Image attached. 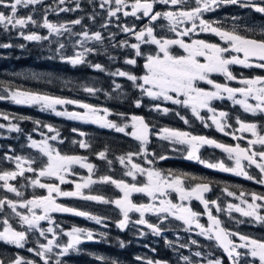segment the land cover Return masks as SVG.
I'll return each mask as SVG.
<instances>
[{
    "label": "snow or ice",
    "instance_id": "6c2138e0",
    "mask_svg": "<svg viewBox=\"0 0 264 264\" xmlns=\"http://www.w3.org/2000/svg\"><path fill=\"white\" fill-rule=\"evenodd\" d=\"M43 0H0V28L6 32L16 30L19 37L29 42H39L49 40V36L55 34L62 35L68 32L71 35L82 36V40L76 43L82 49L74 51L72 55H66L64 49L66 44L56 42L57 48L54 50L59 59L73 67L87 64L89 67L97 71L104 72L105 68L100 63H91L87 60L89 54H95L98 49L86 46V42L95 41L103 44L105 37L100 31L92 32L85 30L82 33H73L72 29L65 24L57 25L50 22L47 16L40 23L34 19L33 14L20 15L21 8H29V6L40 5ZM65 0H59V4L63 5ZM114 4V7L112 5ZM157 5L185 6L177 11H155ZM193 7H187V0H100V7L108 6L107 12L109 17H118V13L123 16L134 17L137 20L147 18V23L137 28L136 25H120L121 32L134 37L135 42L129 40H121L112 44L113 48H121L130 50V54L124 57L123 63L132 66V68L140 67L138 60H143L141 75H137L130 70H122L117 68L115 71L108 73L112 77H123L131 82V86L139 92V96L132 103L135 107L144 106V97L151 101L169 102L185 109H190L192 115L204 123L205 127H210L206 122L205 116L201 115V110L211 113L207 119L211 120V124L224 135H231L233 139H243L237 137L235 132H229L226 129L231 128V124L227 123L229 113L223 110L218 111L212 104L216 100H231L234 105H240L245 113H251L253 116L257 114L264 115V76H254L251 78H239L232 71L234 65L244 68L264 69V25L259 29L256 27H245L244 31L252 33V35H243L237 31V25H233L231 30L214 26L215 21H208L203 18L206 12L215 11L221 6L235 5L244 9H251L256 13L264 15V0H194ZM80 5L77 2L76 8H59L60 12L75 11ZM130 8V11L126 9ZM34 11V9H33ZM93 21L95 16L89 17ZM233 19H238L233 17ZM166 20L168 22L167 29L175 34L176 38L158 35L156 32L157 22ZM198 21V23H197ZM72 25H80L81 19L70 22ZM106 22L101 25L107 28ZM186 25L183 30H178V26ZM43 27L47 29L49 35H40L34 31H26L28 26ZM190 25V26H188ZM161 28L164 25H159ZM210 33L219 37L223 42L213 43L204 39H191L187 42L184 37H189L193 33ZM113 33L109 39H114ZM154 46L145 51L143 46ZM14 45L10 43H0V48H11ZM23 48L24 45H19ZM180 49L182 51H176ZM242 54V57L241 55ZM54 58V57H50ZM110 60H117L116 56H109ZM214 74L225 77L226 81H237L243 85L242 87H231L228 83H220L212 77ZM201 82L210 85V89L201 87ZM114 88L119 90L122 88L120 83L113 80ZM7 95L0 94V100H10L18 105H39L41 111H51L56 116H63L69 120L82 121L84 123L98 124L102 128L114 129L118 133L132 136L140 142V149L137 152H128L124 155L116 157L120 165L124 166L126 171L124 176L130 177L132 182L124 179H115L110 175H100L94 178L96 173V165L88 162V158L79 155H69L62 153L55 148L49 141H57L60 138V132L52 125L44 124L42 127L47 129L48 133L54 135H46L41 132L44 137L37 141L28 135L30 141L29 147L37 149L39 153L46 157V161L39 167H33L36 163L34 157H24L21 155L5 154L3 159L15 163V169L0 171V187L7 192L14 193L17 197L23 193L10 181H15L21 177L28 181V186L46 190V195H34L31 199L12 200L7 197L0 198V213H4L5 209H10V214L18 218L21 228L25 230H17L9 222L8 215L0 218V241L5 244L15 245L17 248L24 249L28 242L29 233L38 232L39 237H43L47 242L41 243L36 240L38 247L27 248V251L33 253L43 261V264H49L53 256L56 257L54 264H65L60 257H67L70 252L80 251V245L85 242L96 241L99 236L102 242H108V233H95L91 229L73 226L70 230H64L60 224L56 223L52 214L64 213L76 217H83L93 221L97 225L108 228L107 221L115 224V227L121 231L135 228L140 235H145L140 231L138 226H145L154 235H161L167 229L162 227L169 217L182 221L187 225L184 231H191L194 225L199 229L198 235L205 237L209 241H215L226 254L230 264H264V239L243 234L239 231H233L223 225V221L213 215L212 206L217 212L226 211L231 217L232 212L239 213L247 219H235L236 224L246 222L256 223L264 227V194L251 192L246 194L241 191L239 196L232 191H228L227 195L235 197L240 201L238 204L228 203L226 209H222L217 200H209L207 193L212 191L210 183L201 182L188 186L185 184L187 179H196L189 177L188 174H176L172 171L164 172L156 167H144L140 163L134 162V157L143 156L148 165H153L155 160L168 159L166 155H157L154 151L148 152L147 145L150 143L149 136L156 135L162 140L169 141L173 151H178L176 145L187 146L186 159L196 161L209 169H217L222 172L232 173L236 176H243L248 180H254L256 183L264 185V126L258 125L256 122H247L237 116L236 123L239 125V132L250 133L253 139L247 140V146H241L237 143L234 146L226 145L218 142L213 138L203 135L193 134L189 131L172 129L164 127L154 132L149 122L144 117L138 115L131 116V132H126L129 124L120 125L112 120L107 119L110 115L108 108H97L91 104L84 103L75 99H67L38 92L27 90H11L4 89ZM84 91L90 95H95L101 89L96 87H84ZM237 96L241 97L237 99ZM249 99L255 103H249ZM77 105L83 112L68 111L67 109L60 111L58 105ZM153 111L161 112L164 115L174 112L184 124H189V120L180 112L174 109L163 107L162 104L156 103L150 105ZM103 115H100V112ZM117 115L124 116L123 113ZM0 117L9 123L5 125L0 123V129L7 128L8 132L21 133L22 128L18 123H12L9 114L0 113ZM16 120H26L28 117H12ZM40 125V121H35ZM37 129H33L36 131ZM81 137L86 134L78 129H73ZM63 143V139H59ZM74 144L82 149L91 147L90 143L84 139L74 140ZM259 145V150L256 146ZM204 146H211L221 149L227 154L228 159L234 161V166H228L224 161L212 162L203 159L198 153ZM108 149L96 153L97 158L105 160L109 166L113 164V160L108 158ZM151 155L154 159H147ZM244 161L247 164L243 163ZM27 165V166H25ZM78 165L80 168L87 170V176H81L79 181L69 180L68 176H78L74 167ZM255 166L259 169L260 178L257 179L247 171L248 167ZM33 173V177L25 176V173ZM143 177L144 179H138ZM42 178H46L52 182H43ZM66 183L74 184L72 190H64L61 185ZM96 184H110L119 190L122 195L116 198H109L102 194H93L92 187ZM24 187V185H21ZM88 190V191H85ZM175 193L179 199V203L174 202L172 194ZM135 194L148 197L151 202H137L133 199ZM250 196V200L245 197ZM58 198L79 199L87 202H95L106 206H114L118 210L119 218L112 220L110 216H101L93 214L87 210L77 208L75 206L66 205L58 202ZM192 200L198 201L203 205L204 213L209 221L208 226L200 222V217L204 213L195 211L190 203ZM242 205H244L242 207ZM19 209H25L21 212ZM132 214H138L135 218ZM146 214H152L157 218V222H152L146 218ZM46 221L49 225L47 228L41 227V222ZM59 229V232L57 231ZM51 234V238H48ZM59 235L67 237L64 243L59 240ZM236 238V239H234ZM237 239L239 242H237ZM99 242V241H96ZM172 246V242H168ZM198 242L191 240V244ZM119 246L125 247L126 242L119 240ZM188 245L180 244V248ZM54 249H59L54 252ZM155 251V249H153ZM195 257H202L201 251L193 253ZM96 260L105 262V264H119L117 260L108 262L104 256H96ZM136 260L143 258L137 256ZM179 260L184 264H198L192 260L190 256L181 254ZM0 264H37V261L28 259L19 254L11 258L0 257ZM146 264H168L167 261L147 259ZM207 264H223V260L216 258L209 259Z\"/></svg>",
    "mask_w": 264,
    "mask_h": 264
},
{
    "label": "trees",
    "instance_id": "16d2710c",
    "mask_svg": "<svg viewBox=\"0 0 264 264\" xmlns=\"http://www.w3.org/2000/svg\"><path fill=\"white\" fill-rule=\"evenodd\" d=\"M12 45H14L11 49L8 50H2L0 49V55L3 53H12L13 55L11 58H1L0 57V91L2 89H10V90H27L32 92H38L41 94H47L67 99H75V100H88L92 102L93 100L89 99L88 97H85L83 95V87H78L76 90L75 86L71 87H62L64 90H67L69 92L61 91L59 88L60 85L55 88L53 87H46L44 84L37 82V80H40V75L43 73L45 77L50 78L54 77L56 79H62L67 82H71V80L78 78L80 82H86L88 84H94L96 88H100L101 90H104V88H107L110 91L111 82L112 79L109 80L106 77H104V73L96 71L87 74L82 69H75V67L71 66L68 63H62L59 61L58 56L55 54V52H51L46 45L42 43L37 42H28L23 39H12L10 41ZM46 43V41H44ZM19 45H24L23 48L19 47ZM47 49V50H46ZM118 57L117 60H115L112 63V67H119L124 66V55L119 51V53L116 55ZM54 57V58H50ZM104 60V59H103ZM102 60H94V63H98ZM102 65L111 68V65L105 60ZM79 67H85L83 65H80ZM128 70V69H127ZM131 70V69H129ZM33 76L37 80L31 79L30 81L24 80V76ZM90 78H87V77ZM82 78V81L80 80ZM86 78V79H85ZM125 82L123 84V89L120 91L122 93H119L121 95L126 94V92H131L134 94V97H130L131 95H127L124 99L122 98H116L112 106V111L123 114H143L149 123H152V121L148 118V116L140 109H134L132 107H135L132 101L138 97V92L133 89V87L127 82V80H121V83ZM73 83V82H72ZM101 83L103 85H101ZM69 84V83H68ZM75 84V83H74ZM73 84V85H74ZM79 85V82H77ZM45 86V87H44ZM70 89V90H69ZM133 90V91H132ZM126 91V92H125ZM76 96L79 98H76ZM103 95L100 96V99H95L94 102H103ZM0 113H6L9 114L11 122L12 123H18L20 127L22 128L21 133H15L10 132L9 134H3L0 135V171L4 170H13L15 169V163L10 162L8 160L3 159L4 155L7 153L9 155H21V156H29L34 157L36 159V163L33 164V167H39L43 162L46 161V157H43L41 154L40 156H36L33 151L30 150L31 147L28 145L30 144V141L28 140V135H31L33 139H39L41 138V132L46 133L50 135L51 133L47 132V129L42 127L44 124L52 125L54 126L59 132H60V138L63 139V143H57L56 148L60 150L62 153L69 154V155H79L84 156L88 158V162L93 163L96 165V173L98 172V176L100 175H110L113 177L118 176V174H122L120 169V164L116 160L117 156L124 155L128 152H137L140 149V142L135 139H130L123 133H118L114 129H108V128H101L100 126L95 125H86L84 133L87 135V141L90 143L91 147L88 149H82L78 146V144H74L73 141L76 140L78 134L77 132H73V129H76L77 127H80L81 124L74 120H69L66 117L63 116H56L51 111H41L40 107L38 105H32V106H24V105H11L5 102H2L0 100ZM28 117L29 119L26 120H16L12 119V117ZM115 114H113V118H115ZM124 117V116H122ZM125 118V117H124ZM126 119V118H125ZM161 122L165 125H169V120L166 116L161 117ZM172 120V118H170ZM35 121H40L41 124L37 125ZM175 122H179L178 119H175ZM0 123L7 124L8 121H5L0 117ZM181 123V122H180ZM156 126V125H155ZM33 129H37L36 131H33ZM0 132L4 133L6 132L4 129H0ZM160 146L162 145L159 144ZM158 146V145H157ZM105 148L108 149V158L113 160V164L109 166L105 160H100L97 158L96 153L99 151L105 150ZM166 151V149H165ZM149 153H152L153 150L149 149ZM170 150L166 152H162L157 148V152H155L157 155H163V154H169ZM151 156V155H150ZM168 159H165L163 161H158L157 166L158 169L163 170L164 172H168L169 170L176 173V174H182L186 173L189 177H200V174H196L197 170L195 168L188 169L191 166L188 160L185 158L181 159H170L169 155H166ZM153 158V157H151ZM154 159V158H153ZM157 162V160H156ZM197 165V164H196ZM27 166V165H25ZM76 167L75 172L80 173L81 169L79 166H73ZM95 173V174H96ZM25 176H34L33 173H25ZM207 178L206 175H203ZM75 176H68L69 180H73ZM115 179H121L119 177H113ZM44 179V178H43ZM208 179V178H207ZM21 180L23 182H21ZM196 180V179H194ZM193 179H187L186 181H194ZM27 180L23 178H18L17 183H21L23 185ZM45 182H52L46 179ZM225 182V180H224ZM238 190L241 191H251L253 189H258L248 183H244L241 181H237ZM229 188H231V185H226ZM61 187L64 190L71 189L73 186L70 183H66L64 185H61ZM43 189L42 191H44ZM98 190H101L103 193V189L98 188ZM109 190V189H107ZM42 191H39V195H44ZM97 193V192H96ZM104 194V193H103ZM102 194V195H103ZM5 196H11L13 198V195H6L3 191H1L0 188V198H3ZM33 194H31V190L26 195H23L24 198H30ZM111 198V196L109 195ZM14 199H17L14 197ZM73 205H81L78 202H73ZM72 205V206H73ZM94 208V207H93ZM112 220H116L119 217H116V213H112L111 215ZM57 218H60L58 221H64L66 223H71L73 225H80L82 223H85L87 225V219H83L81 217L76 216H69L68 214H57ZM175 225L182 224L181 221L174 220ZM14 227L15 221L13 222ZM90 227H93V230H95V233L100 232H107L108 235V242H102L100 237H96V241L92 242H85L82 245H80V251L78 252H70L69 255L66 258L65 264H105V262H101L96 260V256H104L107 258L108 262L111 260H117L119 264H146L147 259L152 260H161V261H167L168 264H182V261L179 260V256L181 254L190 256L194 259L195 257L193 255V251H186V250H179V246L176 244L178 243V238H175L176 240L172 242V246H169L168 241H166L164 238H143L139 239L137 236V233L139 232L135 228H130L125 231H121L115 227V224L110 221V225L108 228H103L100 225L94 224ZM251 225L249 223H243V226L241 229L244 230H250ZM17 228V227H16ZM264 234V230L258 231L259 234ZM186 234V233H185ZM187 236V234H186ZM177 237H181L180 235ZM183 237V236H182ZM119 240H123L126 242L125 247L119 246ZM184 241H187V237H185ZM155 249V251H153ZM26 253V252H25ZM24 251L19 250L18 248H15L14 246L8 245L0 246V257H6L11 258L15 255L19 254L21 256L26 255ZM139 256L143 259L138 261L135 258ZM39 263V260H37ZM224 264H228L226 258H224Z\"/></svg>",
    "mask_w": 264,
    "mask_h": 264
},
{
    "label": "rangeland",
    "instance_id": "374dc122",
    "mask_svg": "<svg viewBox=\"0 0 264 264\" xmlns=\"http://www.w3.org/2000/svg\"><path fill=\"white\" fill-rule=\"evenodd\" d=\"M71 1V2H70ZM60 8H72V9H75L76 8V6H74V4L72 3V0H65V3L60 7ZM27 9V11L26 12H24V9H20V12H19V14L20 15H27V14H33V16H34V19H36L37 21H39V11H38V5H35V6H30V11H29V9L28 8H26ZM33 9H34V11H33ZM54 10H55V13L58 15V20H54V19H49V21L50 22H52V23H55V24H57V25H60V24H65L66 26H68V27H70L71 29H72V32L73 33H76V30L74 29V28H72V24L69 22L70 21V19H67V17H70L71 15H73V13L74 14H76L75 13V11H67V12H62V17L63 18H59V16H60V14L56 11V7L54 8ZM59 10V9H58ZM78 13V12H77ZM40 23H42L43 22V19H41L40 21H39ZM14 31V34L12 35V36H9V39L7 40H1L0 39V43H10V44H12L11 42H10V40L11 39H22L21 37H19V35L17 34V31L16 30H13ZM26 31H34V32H37L38 34H40V35H49L48 34V31H47V29H45V28H43V27H35V26H32V25H29L28 26V29H26ZM94 31L96 32V31H98V29H94ZM113 33H117L116 32V30L113 28V31H112V33H111V35L113 34ZM72 38V39H71ZM83 39V37L82 36H79V35H71V34H69L68 32H63V30H62V35H59V36H57V35H55V34H53V35H51V36H49V40H45L46 41V43H44V41H39V42H37V43H42V44H44V45H46V47L49 49V50H51V52L53 53V52H55L54 50L57 48V46H58V44L56 43V42H63V43H65L66 44V48L64 49V53L66 54V55H72L73 54V52L74 51H81L82 49L80 48V46L76 43L78 40H82ZM75 40V41H74ZM114 39H111L110 40V42L111 43H109V44H105V46H107V47H109V49L108 50H102V49H100L99 48V45H102V44H100V43H98V42H95V41H89V42H86V46H88V47H92L93 45V47L94 48H96V49H98V54L96 53L95 55H94V60H102V61H100V62H98V63H103L106 59V61L111 65V68L112 69H109L108 67H106V66H104V68H105V71L104 72H102V73H104L103 75H104V77H106L107 79H109V80H111L112 79V82H111V87L109 88L110 89V91L107 89V88H104V90H101V91H99V92H97L95 95H90V94H88L87 92H85L84 91V87H95V86H93L94 84H88V83H86V82H83L82 80V82H80L79 81V85L74 81V79L73 80H71V82H67V81H64V80H62V79H56V78H54V77H50V78H47V77H45L44 76V74L42 73L41 75H40V77H41V79L40 80H37L36 78H34L32 75L31 76H29V77H27L26 75L24 76V80H27V81H30L31 79H34V80H37V82H39V83H42V84H44L46 87H53V86H55V88L56 87H58L59 85L61 86L59 89L61 90V91H64V92H69L68 91V89L67 90H64L62 87H69V85H71V87H73V86H75V87H73V88H75V90L78 88V87H83V95L85 96V97H88L89 99H91V100H93L92 102H90V101H88V100H82V99H79L77 96H76V98H78L79 100L78 101H81V102H84V103H88V104H91V105H93V106H95V107H97V108H100V109H103V108H108L109 109V112H110V115L107 117V119H109V120H112V121H114V122H116V123H118V124H120V125H123V124H125V123H127V124H129V127L128 128H126V132H131L132 131V129H131V127H130V125H131V118H130V115L131 114H128V115H124V117L126 118H124V117H122V116H120V115H117V113L116 112H113L112 111V106H113V103H114V101L116 100L115 99V97L116 98H122V99H124L127 95H131L130 97H134V94L133 93H131V92H126V94H124V95H121V94H119V93H122L120 90L121 89H123V84L125 83V82H122L121 83V80H126V78H123V77H112L111 75H109L108 73H110V72H112V71H115L117 68H120V69H122V70H129V69H131L130 71H133V72H135L137 75H141L142 74V72L140 71V69H138L137 71L135 70V68H132V66H129V65H124V66H119V67H117V68H115V67H112L113 65H112V63L114 62L113 60H110L109 59V56H116L118 53H119V51L120 52H124V50L125 49H121V48H113L112 47V44L114 43ZM29 42V41H28ZM94 43V44H93ZM77 45H78V47H77ZM98 45V46H97ZM107 47L106 48H104V49H107ZM12 48V47H11ZM10 48V49H11ZM1 49V51L2 50H8L9 48H0ZM47 50V49H46ZM13 54L12 53H3V54H1L0 55V57L1 58H11V56H12ZM90 55V54H89ZM117 57V56H116ZM58 59H59V57H58ZM104 59V60H103ZM59 61L60 62H62V63H65V62H63V61H61L60 59H59ZM66 64V63H65ZM95 64V63H94ZM94 69V68H93ZM95 70V69H94ZM97 71V70H96ZM87 78H90L89 76L87 77ZM86 79V78H85ZM113 80H115L117 83H120L121 85H122V88L121 89H119V90H117V89H115L114 88V84H113ZM31 82V81H30ZM73 82V83H72ZM127 82H129V84L131 85V82L130 81H127ZM69 83V84H68ZM75 83V84H74ZM74 84V85H73ZM101 85H103L102 83H101ZM44 86V87H45ZM100 89V88H99ZM134 89V88H133ZM9 91H11L10 89H8ZM70 90V89H69ZM135 90V89H134ZM133 91V90H132ZM135 91H137V90H135ZM138 92V91H137ZM0 94H2V95H7V93L4 91V89H2V91H0ZM101 95H103V102H94V98L95 99H100V96ZM140 94H139V92H138V96H139ZM241 97H239L238 96V99H240ZM144 99H149V98H147V97H144ZM2 102H5V103H8V104H11V105H18V104H15V103H13V102H11L10 100H1ZM151 100H149V101H147V102H145V100L143 101L144 102V106H142V107H140V108H137V107H132V108H134V109H140V110H142L147 116H148V118L152 121V125H153V127L155 128L153 131L154 132H156V131H159L160 129H162V128H164V127H168L167 125H165V124H163L161 121V117H164V116H166L167 117V119L169 118V116L173 113V112H170L169 114H167V115H164V114H162L161 112H157V111H153L151 108H150V105H152V103L150 102ZM167 103L169 104V102H162L161 101V103L160 104H162V106L163 107H168V108H171V109H173L174 107H169L168 105H167ZM249 103H255V102H252L251 101V99H249ZM24 106H28V105H24ZM39 106V105H38ZM176 108H175V111H178V112H180L181 113V108L182 107H180V106H175ZM57 109L58 110H60V111H63V110H65V109H67L68 111H70V112H72V111H75V112H83L84 110L83 109H80L77 105H71V104H69V105H58L57 106ZM217 109V108H216ZM186 110H188L189 112H190V114H191V117L193 118V120L194 121H196V122H200V120H198V119H196L193 115H192V113H191V110L190 109H186ZM243 110V109H242ZM243 113H245V112H243ZM113 114H115V118H113ZM182 114V113H181ZM100 115H103V112L101 111L100 112ZM202 116H203V113H202ZM240 117V116H239ZM176 118H178L179 119V117H177L176 116ZM68 119V118H67ZM180 120V119H179ZM74 121H76V120H74ZM181 121V123H184L182 120H180ZM76 122H78L79 124H81L80 125V127H77L76 129H78L79 131H82V132H84L85 131V127L84 126H86V125H95V126H99L98 124H92V123H84V122H82V121H76ZM8 124V123H7ZM7 124H5V125H7ZM190 124H192V123H189V124H187V125H190ZM156 125V126H155ZM187 127V126H186ZM183 128V129H178V130H185V131H189V130H187V128ZM102 128V127H101ZM169 128H172V129H176V128H173V127H169ZM6 132H4V133H2V132H0V135H3V134H9L10 132H8L7 131V128H5L4 129ZM46 134V133H45ZM55 133H51L50 135H54ZM78 134V133H77ZM124 134V133H123ZM46 135H48V134H46ZM125 135V134H124ZM127 137H129L130 139H134L132 136H130V135H126ZM152 139L150 140V143L147 145V149H148V151H149V149H152L154 152H157V148L159 149V150H161L162 152H166V151H168V150H170V152H169V154H163V155H169V158L170 159H173V160H176V159H181V158H185L186 157V151L184 150L187 146H181V145H176L175 147L176 148H178L179 150L178 151H173L172 150V148H173V145L169 142V141H166V140H162V139H160L159 137H157L156 135H152ZM44 137L41 135V138H39V139H35V140H37V141H40V140H42ZM81 139H84V140H86L87 141V135H85L84 137H81L79 134H78V136H77V138H76V141H79V140H81ZM49 143L50 144H52L55 148H56V144L57 143H60L59 142V139L57 140V141H49ZM162 143V145L160 146L159 144H161ZM140 145V144H139ZM158 145V146H157ZM259 146V145H258ZM58 149V148H57ZM165 149H166V151H165ZM30 150L31 151H33L34 153H38V154H34V155H36V156H40L39 154V151L37 150V149H33V148H30ZM199 154V153H198ZM24 157H29V156H24ZM152 156H148L147 157V159H153V158H151ZM134 159V162H137V163H140L142 166H144V167H156V168H158V166H157V163H158V161H163V160H157V162H156V160H155V162H154V164L153 165H148V164H146V162H145V158L143 157V156H136V157H134L133 158ZM186 159V158H185ZM194 161V160H193ZM198 163V162H197ZM78 166V165H77ZM120 167V169H122L121 170V173L122 174H118V176H114L113 175V177H119V178H121V179H124V180H126V181H129V182H132L131 181V178L130 177H127V176H124V172L126 171V169H125V167L124 166H122V165H120L119 166ZM74 169H76V167H74ZM81 169V172L79 173V175L78 176H75L74 177V179L73 180H76V181H79V179H80V177L81 176H87L88 175V173H87V170L86 169H84V168H80ZM163 171V170H162ZM98 172L99 171H97V173L95 174V176H94V178H96V177H99L97 174H98ZM27 173V172H26ZM258 173L260 174V172L258 171ZM28 177H32V176H28ZM18 178H20V177H18ZM17 178V179H18ZM17 179L15 180V181H10V183H12V184H14L22 193H23V195H26L27 196V193L31 190V194H33V196L34 195H36V196H38V193H39V191H42L43 189H40V188H33V187H31V186H28V181H26L23 185H24V187H21V183L19 182V183H17ZM138 179H144L143 177H138ZM257 179H259V178H257ZM42 181L43 182H45L46 181V178H42ZM250 181H252V180H250ZM254 181V180H253ZM21 182H23L22 180H21ZM255 182V181H254ZM0 183H2V182H0ZM186 184V183H185ZM192 185H194V184H192ZM72 188L71 189H68V190H72L73 188H74V184H72ZM1 188V191H3L4 192V194H8V195H13V198H12V200H17V201H20V200H26V199H31L32 197H30V198H24L23 197V195L22 196H20V197H17L14 193H10V192H7L4 188H2V187H0ZM98 188H101V189H103V193L101 192V190H98L97 191V189ZM256 188H258V189H253V190H251V191H243V192H245L246 194H248V193H251V192H256V193H259V194H264V185H262V184H256ZM107 189H109V190H107ZM85 191H88V190H85ZM92 192H93V194H103L104 196H106V197H109V195L111 196V198H116V197H118V196H120V195H122V193H120L119 192V190L118 189H116L114 186H112V185H110V184H96V185H94L93 187H92V190H91ZM43 193H44V195H46V190H44V191H42ZM97 192V193H96ZM240 194V193H239ZM239 194H236V196H239ZM176 195V194H175ZM221 196V198H222V200H218L217 202H218V204L219 205H221L222 204V202H220V201H223V205L224 206H227V204L228 203H233V204H238V203H240V201L239 200H237L235 197H230V196H228L227 195V192L224 190L223 191V193L220 195ZM14 197L15 198H17V199H14ZM110 198V197H109ZM145 198H147V199H145ZM246 199H251L250 198V196H247L246 195V197H245ZM133 199L135 200V199H137L139 202H144V203H150L151 202V200L148 198V197H145V196H143V195H140V194H135L134 196H133ZM176 203H178V201H179V199H178V197L176 196V198H174L173 199ZM58 202H60V203H63V204H66V205H73V202H78V203H80L81 205H73V206H75V207H77V208H80V209H83V210H87V211H89V212H91V213H93V214H96V215H101V216H110L112 213H116V217H119V215H118V210H116L115 208H114V206H104V205H102V204H98V203H95V202H87V201H83V200H79V199H70V198H58ZM244 205H242V207H243ZM94 207V208H93ZM195 207H197L196 205H194L193 204V206H192V208L194 209ZM10 209H8L7 210V212H8V214H9V220H11L12 221V225H13V227H14V224H13V222L15 221V226L17 227H15L17 230H25L24 228H21V225H20V223H19V220H18V218L17 217H15L14 215H12V214H10ZM19 211H21V212H26V210L25 209H19ZM57 214H64V213H53L52 214V216H53V218H54V220L56 221V223H58V224H60V226L64 229V230H70L73 226H78V227H83V228H87V229H91V230H93V227H90V226H92V225H94L95 223L93 222V221H90V220H87V225L85 224V223H82L81 225L82 226H80V225H73V224H71V223H66V222H64V221H58L60 218H57ZM262 214H264V210H262ZM69 216H72L73 217V215H70V214H68ZM111 217V216H110ZM231 217H234L235 219H247V218H244V217H242L239 213H236V212H232L231 213ZM231 217H229V219L227 220V221H225V223L227 224V223H229V225H233L234 227L233 228H230L231 230H233V231H239V232H241V233H243L242 232V230H241V227L243 226V224H236L234 221V219H232ZM0 218H1V213H0ZM81 218H83V217H81ZM135 218V217H134ZM147 218L149 219V220H151L152 222H157V218L154 216V215H152V214H147ZM83 219H85V218H83ZM86 220V219H85ZM175 219L174 218H172V217H169V220L168 221H166L165 223H164V225L162 226V227H164L165 229H167V230H165V231H163L162 233H161V235H159V236H157V235H154V234H152V232L149 230V229H147L145 226H138L139 227V229H140V231H142V232H144L145 233V235H140V234H138L137 233V236L136 237H138L139 239H143V238H146V239H148V238H164L166 241H168V242H174L176 239L175 238H178V243L176 244L177 246H179L180 244H185V245H188L187 247H185V248H180V247H178L179 248V250H186V251H193V250H195V251H193V252H196V251H201L202 253H203V255H202V257H197L196 259H194V258H192V260L193 261H195V262H198V264H207V261L209 260V259H211V260H214V259H216V258H220V259H222L223 260V264H224V257H223V255H221L222 254V252H221V250L219 249V247L215 244V243H213L212 241H209V240H207L205 237H203V236H200V235H198V232H199V229H195L194 231H195V233H196V235H194L193 234V230L192 229H194V228H192L191 229V231H184V229L186 228V227H188L187 225H184L183 224V222H182V224H178V225H175V223H177V222H175L174 221ZM246 223H249V225H251V227H250V230H249V232L247 233V235H249V236H252V237H255V238H257V239H264V234H263V232H262V234H259L258 233V231H262V229L264 230V227H262L261 225H259V224H256V223H250V222H246ZM49 226H53V227H55V225H49L48 224V222H46V221H42L41 222V227H43V228H47V227H49ZM101 227H103L102 225H100ZM0 227H2V225H0ZM104 228V227H103ZM57 231L59 232V229H57ZM94 232H95V230H93ZM187 234V236H186V234ZM244 234V233H243ZM29 235V239H28V242L25 244V248L24 249H21L22 251L24 250V253L26 254V255H24L23 257H26V258H28V259H32V260H35V261H37V260H39V263L37 262V264H43V261L42 260H40V258L39 257H37V256H35L33 253H30V252H28L27 251V248H36V247H38V245L36 244V240L37 239H39V241L41 242V243H46L47 241L43 238V237H39V234H38V232H35V230H33V232H31V233H29L28 234ZM181 236V237H177V236ZM183 236V237H182ZM185 237H187V241H184V239H185ZM48 238H51V234H48ZM59 240H60V242L61 243H64L66 240H67V237H65V236H63V235H59ZM191 240H196L198 243L197 244H195V245H193V244H191ZM237 242H239L238 241V239H237ZM13 246H15V245H13ZM59 251V249H54V252H58ZM55 259H56V257L55 256H53V258H52V260H50V262H49V264H54V261H55ZM60 259L62 260V261H64L65 263H66V258L65 257H60ZM182 264H184V262L182 261Z\"/></svg>",
    "mask_w": 264,
    "mask_h": 264
},
{
    "label": "flooded vegetation",
    "instance_id": "af4514ba",
    "mask_svg": "<svg viewBox=\"0 0 264 264\" xmlns=\"http://www.w3.org/2000/svg\"><path fill=\"white\" fill-rule=\"evenodd\" d=\"M77 2L80 5L79 9L75 10L76 14L73 13V15H71L70 17H67V19H70L69 22L74 21L76 19H81L80 25H73L72 26V28H74L76 30V33H82L83 31L87 30L91 34L92 32H95L94 29H98V31H100L103 34V36L105 37L103 44L99 45V48L102 50H108L109 49V47L105 46V44L111 43L109 37L111 36L113 28L117 32V33H115L116 35L114 37V40H115L114 43L121 41V40H126V39L129 40L130 42H135L134 37H131L128 34L121 32L120 25H129V26L136 25L137 28H139V27H142L143 24L147 23V18H145L143 20H137L131 16L125 17V16H123L122 13L117 14L119 17L118 19H117V17H109L108 12H107L108 6H105V8H101L99 6L100 0H72V3L74 4V6H76ZM129 3H131V0H129ZM61 6L62 5L59 4V0H43V3L38 5V11L40 13L39 14V17H40L39 21L41 19H43L45 17V15L47 16L48 20L49 19L58 20V15L55 13V10H54L55 7H56V11L60 14L59 18L60 19L63 18L62 12H60L58 10ZM193 6H195L194 0H187V7H193ZM112 7H114V4L112 5ZM182 7H185V6L173 7L170 5H157L155 8V11H161V12L166 11V10L177 11ZM29 8H30V6H29ZM21 9H24V12L27 11L26 8H21ZM126 10L130 11L131 9L128 8ZM29 11H30V9H29ZM91 16H95L94 21L89 18ZM233 17H237L238 19H233ZM203 18L208 20V21H215L216 24L214 26L222 27L223 29H226V30H231L233 28V25H237L238 26L237 31H239L243 35H252V33H248V32L244 31L245 27H256L257 29H259V27L261 25H264V15L256 13L251 9H244V8H240V7L235 6V5L221 6V7L217 8L215 11L206 12L203 14ZM109 21H110V23H108L107 28L101 27L102 24L109 22ZM197 23H198V21H197ZM167 24H168V22L166 20L158 21L157 22V28H156L157 34L158 35H164V36L171 37V38H176L174 33L168 31ZM159 25H164L165 27L161 28ZM185 26L186 25H184V24L179 25L178 30H183V28ZM188 26H190V25H188ZM13 34H14L13 30H11L10 32H6L2 28H0V39L1 40H6V39L8 40L9 36H12ZM184 39L187 42H190L191 39H204V40L209 41V42L223 44V42L219 40V37H216L215 35H212L210 33H201L199 31H197V33L191 34L189 37H184ZM77 47H78V45H77ZM106 47H107V49H104ZM152 47H154V46H150V45L143 46L145 51H148ZM176 51H182V50L176 49ZM121 53L124 56H126V55L130 54V50L125 49L124 52H121ZM95 54L88 55L87 60L90 61L91 63H93V61H94L93 58H94ZM240 55L242 57V54H240ZM138 63L140 64V67H136L135 70L137 71L138 69H140V71L143 72V69H142L143 60H138ZM83 66H85V67L77 66V67H75V69H82L88 75L95 72V70L92 67H89L87 64H85ZM231 67H232L233 73L235 75H237L238 79L239 78H251L254 76H258V75L264 76V69H258V68H254V67L253 68H244V67L239 66V65H234ZM99 72H101V71H99ZM212 78L215 81L220 82V83H228L231 87H242L243 86L238 82V80L237 81H226L225 77L218 75V74H214ZM80 80H82V78H80ZM75 82L76 83L79 82L78 78L75 79ZM200 86L204 87L206 89L211 88L210 85H207L203 82H201ZM237 99H238V96H237ZM144 100H145V102L149 101V99H144ZM251 101L255 102L254 100H251ZM150 102L152 104L161 103V101H150ZM212 104L215 108H217L218 111L223 110V111H226L229 113V118L227 120V123L231 124V128H228L226 130L229 132H235V135L237 137H244L243 139H233L231 135H224V133L218 131L216 129L215 125L211 124V120L207 119L209 116H211V113H207L206 110H201V115L203 113V116H205V118H206V122L209 125H211L210 127H205L204 123H202L201 121L200 122L194 121L193 118L191 117L190 112L188 110H186L185 108L180 109L181 113H182V115H184L189 120V123H192V124L186 125L184 123H180L181 121L178 118H176V115L173 112L168 118L169 123H170L168 125V127H173L176 129H183L187 126L186 127L187 130H189V132H191L193 134L203 135V136H206L209 138H213V139L217 140L218 142H222L226 145L234 146L237 143H239L241 146H247V140L253 139V137L251 136L250 133H247V132L242 133V132L238 131L239 125L236 123L235 118L237 116H240V118L244 121L256 122V123H258V125L264 126V115L257 114L255 116H253L251 113H243L244 112L242 110L243 108L240 105H234L231 100H227V99L216 100V101H213ZM167 105L169 107H174L173 108L174 110L176 108L175 106H177V105H172L170 103L169 104L167 103ZM131 115H130V118H131ZM138 115L144 116L143 114H140V113ZM170 118H172V120H170ZM175 119H178L179 122H175ZM146 120H147V118H146ZM147 122H148V120H147ZM149 124L152 126V130H154L155 128L153 127V125L151 123H149ZM259 147L260 146L257 145L256 149L259 150ZM199 155L203 159L210 160L212 162H218V161L222 160L228 166H234V161L229 160L227 154L224 153L221 149H217V148H214L211 146H204L200 149ZM188 162L190 163V165H194L188 169L195 168L197 170L196 174H198V175L200 174V177H197L196 180H194V181H186L185 180L186 185L191 186L192 184L199 183V182H201V179H203V182L210 183L212 191L206 194V196L209 200H217V201L222 200L220 195L223 193V191L225 189H227L228 191H232L235 194H239L240 191L238 190V186L236 184L237 181L248 183L254 187H256V184H258L256 182H254L253 180L250 181V180L244 178L243 176H236L232 173L222 172V171H219L217 169H209V168L205 167L204 165L197 163L196 161H189L188 160ZM243 163L247 164L246 161H244ZM247 171H249L250 174L253 175L254 177L260 178L261 174L258 173L259 169L255 168V166L248 167ZM203 175H206L208 179L206 177H204ZM224 180H225V182H224ZM228 184L231 185V188L226 186ZM5 197L12 199L11 196H5ZM172 198L173 199L176 198L175 193L172 194ZM145 199H147V198H145ZM135 201L139 202L137 199H135ZM179 202L180 201H178V203ZM220 202H222L220 207L222 209H226V206L223 205V201H220ZM193 204L197 206L194 208L195 211L200 212V213H204L203 205H201L196 200H192L190 203V206L192 207ZM7 210L8 209L6 208L5 212L1 213V218L4 215H8V218H9V214H8ZM212 212H213V215L217 216L219 219H221L223 221V225L226 228L230 229V228L234 227L232 224L229 225V223H227V224L225 223V221H227L230 217L226 211L217 212L215 207L212 206ZM132 215H133V217L138 216V214H132ZM146 218H147V214H146ZM199 219H200V222L202 224H204L206 227L208 226L209 221L207 219L206 213L201 215V217ZM9 222L12 224L11 220H9ZM107 223L110 225V221H107ZM192 228H194V229H192L193 234L196 235V233L194 231L196 229L195 226L193 225ZM241 230L244 234H247L249 232V230H244V229H241ZM234 239H236V238H234ZM213 242H215V241H213ZM8 245H11V244H5L3 241H0V246L7 247ZM11 246H13V245H11ZM14 247L17 248L16 246H14ZM18 249L21 250L20 248H18ZM221 255H223V257H225L224 253H222ZM225 258H226L228 264H230L227 256Z\"/></svg>",
    "mask_w": 264,
    "mask_h": 264
},
{
    "label": "water",
    "instance_id": "95a60500",
    "mask_svg": "<svg viewBox=\"0 0 264 264\" xmlns=\"http://www.w3.org/2000/svg\"><path fill=\"white\" fill-rule=\"evenodd\" d=\"M133 115H137V114H133ZM138 116H142V115H138ZM142 117H144V116H142ZM145 118V117H144ZM145 120H146V118H145ZM147 121V120H146ZM151 126V125H150ZM150 137V136H149ZM225 254V253H224ZM225 256H226V254H225Z\"/></svg>",
    "mask_w": 264,
    "mask_h": 264
},
{
    "label": "bare ground",
    "instance_id": "6f19581e",
    "mask_svg": "<svg viewBox=\"0 0 264 264\" xmlns=\"http://www.w3.org/2000/svg\"><path fill=\"white\" fill-rule=\"evenodd\" d=\"M5 54V53H4Z\"/></svg>",
    "mask_w": 264,
    "mask_h": 264
}]
</instances>
